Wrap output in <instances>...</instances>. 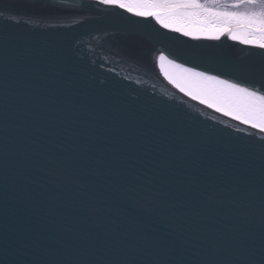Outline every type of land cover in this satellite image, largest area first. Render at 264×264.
Wrapping results in <instances>:
<instances>
[{
    "label": "water",
    "instance_id": "1",
    "mask_svg": "<svg viewBox=\"0 0 264 264\" xmlns=\"http://www.w3.org/2000/svg\"><path fill=\"white\" fill-rule=\"evenodd\" d=\"M29 2L0 0V125L7 119L10 126L0 156L7 152L10 175H20L41 150L60 145L75 151L91 198L63 211L76 233L87 231L93 240L73 234L65 252L88 248L93 255L126 258L145 248L142 235L153 234L174 238L178 247L187 241L207 257L216 230L227 224L254 237L258 258L264 132L185 95L161 72L158 57L251 85L226 69L259 61L261 51L63 6L90 7L86 2L54 0L59 10L46 13L26 9ZM9 13L21 22L5 19ZM142 33L171 40L144 43ZM235 161L245 164V177L251 174L254 193L239 209L210 205L206 197L227 198ZM30 174V190L39 193L43 180ZM23 218L22 209L10 208V223Z\"/></svg>",
    "mask_w": 264,
    "mask_h": 264
},
{
    "label": "snow or ice",
    "instance_id": "2",
    "mask_svg": "<svg viewBox=\"0 0 264 264\" xmlns=\"http://www.w3.org/2000/svg\"><path fill=\"white\" fill-rule=\"evenodd\" d=\"M107 7L120 8L136 17L152 18L162 28L194 40L201 37L219 40L227 35L233 41L251 45L261 50L262 59L226 70L237 73L251 82L242 86L194 67H185L161 53L158 57L161 72L170 83L185 95L215 108L226 116L264 132V0H98ZM24 7L33 13L58 11L54 0H30ZM3 15V14H0ZM20 23L11 13L4 16ZM29 16L25 23H29ZM144 43L163 44L171 38L163 34L142 33ZM193 59L203 56L199 51H176ZM7 119L0 125V143L9 142ZM47 135V130H42ZM32 144L33 141H25ZM261 153V230L258 258L254 251V237L238 228L222 225L216 230L213 248L205 257L198 247L182 241L178 247L175 239L153 234L142 235L145 248L126 258L93 255L88 248L76 249L67 254L65 248L73 234L77 240L91 244L93 237L87 231L76 233V223L63 208L72 201L91 198L80 178V164L74 150H41L28 157V164L20 175H10L7 152L0 156V264H264V143ZM60 153H63L61 155ZM35 171L42 178L41 191L33 193L30 185ZM245 164L235 161L233 183L226 188L227 198L213 200L216 207H243L255 191L249 173L244 176ZM65 179H61L60 176ZM223 180V174L218 175ZM68 198V199H66ZM15 206L24 211V218L13 224L9 210ZM179 231L186 229L178 227ZM231 236L226 239L227 234ZM230 240V243H229ZM73 245L75 241L72 242Z\"/></svg>",
    "mask_w": 264,
    "mask_h": 264
},
{
    "label": "bare ground",
    "instance_id": "3",
    "mask_svg": "<svg viewBox=\"0 0 264 264\" xmlns=\"http://www.w3.org/2000/svg\"><path fill=\"white\" fill-rule=\"evenodd\" d=\"M75 1L86 2V3H89L91 6L88 7V8H84V7H78V6L63 5V4H61V5L65 6V7H68L70 9L74 10V11H77V12H79L81 14H84V15H86L88 17L123 16V17H126L128 19L140 21V22L145 23L147 25H150V26H153L155 28H158V29H160L162 31H166V32L170 31V30L162 28L152 18L136 17L135 15H133L131 13H128L127 11H125L123 9L114 8V7H107V6L101 5V4L98 3V0H75ZM201 38H203V37H201ZM203 39H205V38H203ZM206 40H210V39H206ZM226 40L227 41H231V39H229L227 35H224L219 40H211V41L225 42ZM227 41H226V43H228ZM235 42H239V41H235ZM249 46H251V45H249ZM252 47H254V46H252ZM254 49L258 50L259 53L261 51L260 49H258L256 47H254ZM221 77H223L224 79L231 80L230 78H227V77H224V76H221ZM231 81L235 82V83H239V82H236L234 80H231ZM239 84H241L242 86L251 87V85L246 84V83H239Z\"/></svg>",
    "mask_w": 264,
    "mask_h": 264
},
{
    "label": "rangeland",
    "instance_id": "4",
    "mask_svg": "<svg viewBox=\"0 0 264 264\" xmlns=\"http://www.w3.org/2000/svg\"><path fill=\"white\" fill-rule=\"evenodd\" d=\"M231 41H232V40H231ZM231 43H232V44L239 45V46H242V47H244V48H246V49H254V47H252V46L244 45V44H241V43H239V42L232 41Z\"/></svg>",
    "mask_w": 264,
    "mask_h": 264
},
{
    "label": "trees",
    "instance_id": "5",
    "mask_svg": "<svg viewBox=\"0 0 264 264\" xmlns=\"http://www.w3.org/2000/svg\"><path fill=\"white\" fill-rule=\"evenodd\" d=\"M202 2H203V0H202Z\"/></svg>",
    "mask_w": 264,
    "mask_h": 264
}]
</instances>
